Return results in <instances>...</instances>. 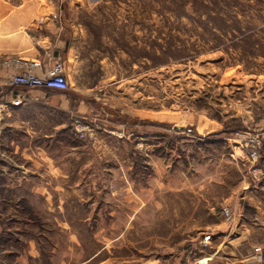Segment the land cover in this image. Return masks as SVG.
I'll return each instance as SVG.
<instances>
[{
    "label": "rangeland",
    "instance_id": "374dc122",
    "mask_svg": "<svg viewBox=\"0 0 264 264\" xmlns=\"http://www.w3.org/2000/svg\"><path fill=\"white\" fill-rule=\"evenodd\" d=\"M20 2L0 0V9ZM53 2L61 21L75 19L74 25L83 26L84 40L77 52L65 55L59 48L69 88L76 94L81 90L102 113L83 116L73 108L72 138L94 146L105 131L103 125H113L110 131L130 138L119 146L121 157L126 159L125 150L134 147L150 152L151 164L153 159L173 162L179 157L182 168L174 173L175 183L191 187L198 181L200 189L193 202L184 192L168 193L165 218L159 190L149 191L157 187L152 180L157 168L146 164L129 176L126 162H120L123 169L116 175H87L111 192L113 197L108 194L105 202L118 200V205L103 209L101 225L94 220L80 224L79 216L74 220L78 213L71 211L70 232L50 223V218L46 226L48 215L39 209L40 217L34 220L44 226L38 223V231L49 229L56 243L54 256L48 259L43 252L47 257L39 256V264H80L96 251L97 258L108 257L117 264H264L263 220L248 206L241 211L230 202L220 206L224 194L229 196L227 186L214 184L220 156L235 148L245 158L231 133L245 126L264 132V0ZM76 121L96 132L80 136ZM196 152L197 171L191 177L184 168L190 170L191 154ZM245 171L247 175L246 166ZM129 186L144 204L126 202ZM223 206L233 213L230 221ZM2 209L3 215H13V210ZM11 220L9 226L8 221L0 224V236L12 238L0 241L5 264H17ZM8 230L10 235L4 234ZM100 232L118 237L97 242L93 235ZM69 233L79 235L80 247L67 241ZM206 235L211 237L204 239ZM39 240L37 244H52L51 238L46 243ZM70 244L77 249L68 250ZM256 250H262L261 259Z\"/></svg>",
    "mask_w": 264,
    "mask_h": 264
},
{
    "label": "crops",
    "instance_id": "0c3cea01",
    "mask_svg": "<svg viewBox=\"0 0 264 264\" xmlns=\"http://www.w3.org/2000/svg\"><path fill=\"white\" fill-rule=\"evenodd\" d=\"M20 1L12 8L0 9V88L15 71L12 66L3 63L7 58L20 56L26 60L39 59L47 68L59 59L60 49L63 54L69 55L72 51L77 52L84 40L80 33L83 26L74 25L75 19L60 20L57 3H52V0ZM36 73L40 74L41 70H36ZM20 93L26 95L27 99L4 114L3 133L0 138V224L3 225L2 220L8 221L6 224L9 226L11 219L14 221L16 246L13 254L17 264H39V256L45 255L43 252L47 254L48 259L54 256L55 238L49 236L51 232L47 228L42 232L38 231V223L43 226L44 223L34 220L35 216L40 217L39 209L48 215L46 226L49 225L50 218V223L60 226L62 231L71 230L74 223L71 221V211L78 213L74 220L79 216L80 224L89 225L92 220L98 222V225L103 224L100 221L103 209L116 208L118 200L109 204L105 202L103 199L109 198L108 194L111 192L85 177L92 174L116 175L123 169L120 162H126L125 168L129 176L139 173L140 168H145L146 164L158 169V175L152 176L157 187L149 191L156 188L159 190V205L162 207L160 213L164 214L165 218L168 193L184 192L189 194L191 202L193 198L197 199L200 189L198 181L191 187L175 183L174 173L182 168L179 157L173 162H163L160 159L156 162L153 159L151 164L150 152L145 149L139 151L134 147L131 152L125 150L127 157L124 159L120 156L119 146L128 143L130 138H121L116 131H110L113 125L109 124L103 125L105 131L99 133L94 146L72 138L75 136L71 127V118L75 114L72 112L73 108L78 109L83 116H102V113L97 111L99 106L96 109L92 102L84 98L81 90L76 94V90L71 88H17L15 94ZM112 113L110 111L109 114ZM262 134L264 136V132ZM197 153L191 154L190 170L188 171L186 166L184 168V172H189L191 177L196 176L197 163L194 164L193 160ZM241 155L243 156L233 148V153L227 151V155L223 154L217 161L218 170L215 172L219 176L214 184L227 186L225 192L229 195L225 197L224 194L220 206L230 202L231 205L238 206L240 211L243 205L248 206L255 210L256 218L264 223V177L256 182L252 181L245 171L246 156L242 158ZM261 163L264 170V153ZM72 177L77 179L72 180ZM127 189V203L137 204L140 200L145 203L131 186ZM5 193L11 196L5 197ZM114 199L116 200V197ZM101 200L104 203L100 204ZM4 207L13 210V215H3ZM7 232L4 234L10 235L9 230ZM70 234L67 235V241H74L76 247H80L79 235ZM93 237L97 242L112 241L118 235L113 237L100 232L95 233ZM10 238H2L1 235L0 241ZM50 238L51 245L37 244L39 239L46 243ZM76 247L70 244L67 249H77ZM3 254L5 252L0 251V255ZM1 256L0 264H5ZM98 256L99 252L96 251L80 264H117L108 257L97 258ZM212 256L214 257V253ZM49 263L55 264L53 261ZM61 264L68 263L64 261Z\"/></svg>",
    "mask_w": 264,
    "mask_h": 264
},
{
    "label": "built area",
    "instance_id": "2783aa9c",
    "mask_svg": "<svg viewBox=\"0 0 264 264\" xmlns=\"http://www.w3.org/2000/svg\"><path fill=\"white\" fill-rule=\"evenodd\" d=\"M5 65H10L15 70L14 73L8 78L3 87L0 88V138L3 133V116L4 114L20 106L27 96L23 93L15 94L17 88H49L66 90L69 88L67 78L65 75L64 63L57 59L53 64L47 68L39 59L26 60L20 56L7 58L4 62ZM36 70H41V73H36ZM78 121L75 122V128L80 136L88 134L90 137L96 132L95 128L88 125H82ZM231 140L235 141L242 149L247 160V172L256 182L264 177V170L261 166V159L264 148V136L262 129L251 127H244L235 130L231 133ZM226 220L230 221L233 218L231 210L224 206L221 208ZM211 236L206 235L204 239H209ZM256 256L261 259L262 254L260 250H256Z\"/></svg>",
    "mask_w": 264,
    "mask_h": 264
},
{
    "label": "trees",
    "instance_id": "16d2710c",
    "mask_svg": "<svg viewBox=\"0 0 264 264\" xmlns=\"http://www.w3.org/2000/svg\"><path fill=\"white\" fill-rule=\"evenodd\" d=\"M263 153H264V150H263ZM263 155V154H262ZM263 157V156H262Z\"/></svg>",
    "mask_w": 264,
    "mask_h": 264
}]
</instances>
